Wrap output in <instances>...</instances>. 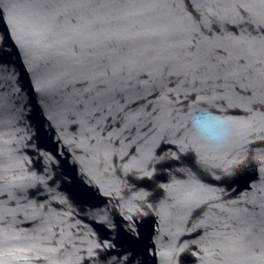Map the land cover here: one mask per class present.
<instances>
[{"label":"water","instance_id":"water-1","mask_svg":"<svg viewBox=\"0 0 264 264\" xmlns=\"http://www.w3.org/2000/svg\"><path fill=\"white\" fill-rule=\"evenodd\" d=\"M0 264H264V0H0Z\"/></svg>","mask_w":264,"mask_h":264},{"label":"clouds","instance_id":"clouds-1","mask_svg":"<svg viewBox=\"0 0 264 264\" xmlns=\"http://www.w3.org/2000/svg\"><path fill=\"white\" fill-rule=\"evenodd\" d=\"M193 127L207 140L221 142L229 134L227 122L214 117L211 113H202L193 121Z\"/></svg>","mask_w":264,"mask_h":264}]
</instances>
